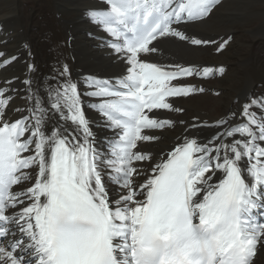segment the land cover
<instances>
[{
  "label": "snow or ice",
  "instance_id": "1",
  "mask_svg": "<svg viewBox=\"0 0 264 264\" xmlns=\"http://www.w3.org/2000/svg\"><path fill=\"white\" fill-rule=\"evenodd\" d=\"M105 3L88 15L126 71L86 79L85 94L114 133L107 152L97 149L67 65L46 99L34 95L15 121L6 118L14 89L0 87V264H253L264 248V221L254 215L264 212V98L216 121L223 130L207 144L184 137L147 170L137 163L152 160L138 147L157 139L146 130L174 126L154 110L182 111L169 98L204 91L188 78L224 71L146 57L163 37L206 44L179 26L204 19L219 0Z\"/></svg>",
  "mask_w": 264,
  "mask_h": 264
},
{
  "label": "bare ground",
  "instance_id": "2",
  "mask_svg": "<svg viewBox=\"0 0 264 264\" xmlns=\"http://www.w3.org/2000/svg\"><path fill=\"white\" fill-rule=\"evenodd\" d=\"M222 1L204 19L179 26L187 35L207 41L206 44L193 46L163 37L155 42L159 51L146 57L159 64L171 62L214 70L222 67L224 71H214L208 78H188L185 83L204 91L169 98L173 107L182 111L154 110V118L173 121L174 126L146 130L157 139L138 144L152 157L150 161L137 162L145 170L182 143L184 137L207 144L223 130L215 127L216 121L231 113L238 115L243 103L250 99L264 98V34H259L264 31V19L256 20L253 0H235L233 10L224 7ZM1 2L4 9H0V52L4 55L0 61L14 57L6 65L0 64V87L14 89L6 109L7 120L28 115L34 95L46 99L49 87H55L63 79L59 73L67 65L72 79L80 85L97 149L107 152L114 133L103 126V117L89 107L97 101L85 94L86 79L115 80L126 71L125 63L104 46L112 38L88 15L90 10L107 9L105 0ZM220 45H224L222 49ZM5 81L12 83L8 86ZM143 179L141 175L135 181L139 183ZM22 187L26 185L15 186L14 190ZM253 264H264V248L258 249Z\"/></svg>",
  "mask_w": 264,
  "mask_h": 264
},
{
  "label": "rangeland",
  "instance_id": "3",
  "mask_svg": "<svg viewBox=\"0 0 264 264\" xmlns=\"http://www.w3.org/2000/svg\"><path fill=\"white\" fill-rule=\"evenodd\" d=\"M234 3H235V0H230V1L229 0H223L222 1L223 6L226 7V8H228L229 10H233ZM0 4L2 5L1 0H0ZM1 5H0V9L2 8ZM253 6H254V12L256 11L254 13V16H255L256 20H263L264 19V0H253ZM2 9H4V8H2ZM258 11L259 12H262L263 11V12L258 14ZM260 15H261V17H260ZM257 16L260 17V18H258ZM259 34L262 36L264 34V31L263 32L260 31Z\"/></svg>",
  "mask_w": 264,
  "mask_h": 264
}]
</instances>
